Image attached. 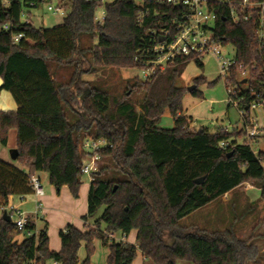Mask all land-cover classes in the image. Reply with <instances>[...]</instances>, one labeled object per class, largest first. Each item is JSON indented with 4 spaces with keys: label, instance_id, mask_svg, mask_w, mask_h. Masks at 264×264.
Returning <instances> with one entry per match:
<instances>
[{
    "label": "trees",
    "instance_id": "obj_1",
    "mask_svg": "<svg viewBox=\"0 0 264 264\" xmlns=\"http://www.w3.org/2000/svg\"><path fill=\"white\" fill-rule=\"evenodd\" d=\"M42 3L46 2L12 0L7 6L0 2V23L13 27L0 33L4 81L0 92L10 91L18 104L14 112L0 111V141L7 145L10 130H18L17 161L22 166L0 159V206L7 207L12 195H31L30 178L39 172L48 173L58 190L68 186L78 197L82 145L89 136L113 145L100 154L102 159L111 158L121 178H104L105 166L94 173L84 216L87 228L68 224L60 231L59 251L50 248L47 225L36 234L35 221H28L22 230L0 216V264H47L51 260L92 264L97 239L110 250L107 264H133L138 251L154 264H177L178 260L249 264L255 260L259 248L253 236L239 238L234 226L215 231L181 223L245 183L259 187L264 200V151L253 149L244 127L216 132L188 128L193 118L184 112L183 97L189 91L177 81L191 61L203 67L202 56L178 55L147 78L134 77L120 96L83 79L84 74L107 67L143 69L147 60L157 58L152 49L161 41L162 30L169 29L168 40H173L177 29L172 20L189 7L148 0L143 5L137 0H62L66 14L59 26L35 27L31 11V22L22 19L26 8ZM100 6L105 8L102 23L95 19ZM208 7L217 15L215 37L235 48L237 63L226 86L246 97L245 108L264 102V47L256 34L257 20L233 23L227 0H209ZM12 32H24L26 38L15 44ZM85 38L89 45L84 44ZM50 62L73 67L69 80L55 78ZM243 69L248 70L246 79L241 77ZM205 82L204 75L195 77L196 89L191 94L202 95L199 85ZM165 114L173 117L172 128L159 125ZM223 142L229 146L223 147ZM203 176L202 183L195 182ZM90 218H95L93 225H87ZM26 230L33 234L28 236ZM133 230H137L136 244L110 237L128 236ZM22 233L26 235L21 242ZM83 244L86 257L80 261Z\"/></svg>",
    "mask_w": 264,
    "mask_h": 264
},
{
    "label": "rangeland",
    "instance_id": "obj_2",
    "mask_svg": "<svg viewBox=\"0 0 264 264\" xmlns=\"http://www.w3.org/2000/svg\"><path fill=\"white\" fill-rule=\"evenodd\" d=\"M53 2L54 6H60L62 4V0H53ZM137 2H140V0H137ZM47 5V3H42L38 7L27 9L32 12L31 20L33 25L37 28H53L63 23L65 16L60 13L49 11L47 9ZM104 13V6L98 7L95 13L96 20L103 21ZM97 41V38H95L94 43H97ZM84 42L85 45H89V39L85 38ZM225 51L228 54V57H233L235 55V48L232 45H225ZM202 62L204 63V66L199 67L194 61H191L185 70L186 72H184L182 77H180L177 81V84L179 86H184L187 88L195 84V77L202 74L207 78V82L199 85V90L202 92V95L194 96L190 92H187L184 95V112H187L189 116L193 117V123L196 127H206L210 132H216L220 128H228V131H233L234 128H236L238 125L243 126L245 122L241 118L238 108L235 107V105H230L227 101L228 91L226 88V79L221 75L217 59L212 55L206 54L202 58ZM49 66L55 78L60 80L66 77V79L69 80L73 67H65L63 65L60 66L54 62H50ZM136 76H140V78H143V70L138 68L124 69L118 67H107L101 69L98 73L84 74L83 79L88 81L89 83H93L94 86L108 89L110 93L116 96H120L128 89V85L134 81V77ZM214 80H218L217 83L214 85H209V82ZM252 114L257 117L260 125H264L263 106L253 110ZM192 124H190L188 128L192 131H196L197 129L195 127L193 128ZM159 125L164 128H172L174 126V119L171 115L165 114L161 117ZM253 149L255 151H264V139L262 138L258 143L254 144ZM100 165L101 166L99 167V169L103 168L104 166L107 167V169L104 170V178L106 177L109 179H116L121 176V171H119L115 167V164L110 157L103 158ZM47 176L48 173L39 172V177L41 178L43 185L48 189L50 187V182L48 181ZM81 181L82 184L78 197L73 196L68 186L62 187L66 192H61L62 188L58 190L56 186H54L56 196L63 195L65 193V199L66 194L71 197H69L70 201L64 200V202H67L64 205H61L59 203L57 204V206H51L50 208H54V210L61 213L66 212L71 216H76L75 221H67L66 225L73 224L76 227L85 230L87 226L84 216L88 213L87 202L91 180L87 175H82ZM253 193H255V196L261 195V193H258L257 191H254ZM219 203L220 202L216 203V205ZM29 204H31V202H29ZM216 205L202 208L197 210L196 212H193L192 214L187 216V218H184L181 223L183 225L196 224L203 229L215 231L234 226L237 232H240V237L244 239L246 237L245 235H243V232L249 229V225L251 224V222L254 219L258 218L261 213L258 207L252 206L249 203H245L243 202V200L240 201L237 206L235 205L225 209L219 208ZM32 206L34 208V204H32ZM21 210L24 211V209ZM102 211L103 208L100 209L96 218L99 217L100 214H102ZM61 220V215L56 214L51 215V218L46 217L45 222L42 220H38L39 222L37 223L38 232H40V228H44V226L48 224V232L51 244L50 246L52 248L54 247L56 240H58L57 243L60 244L61 247V239L59 233V231L61 230L59 228ZM94 220L95 218H90L87 225H93ZM102 228H105L104 224H102ZM38 232L37 234H39ZM136 236L137 230H133V232L128 235V242L131 244H136ZM166 236L167 240L171 242V237L169 235ZM263 243L264 238L262 244ZM94 244L95 251L91 257V263L107 264V259L110 253L109 248L103 246L101 240L99 239L95 240ZM85 246L86 245L83 244V246L80 248V261H83L86 257ZM52 250H54V248ZM132 263L154 264L151 260L144 258L140 251H138L136 258ZM48 264H54V261L51 260ZM177 264H191V262L186 260H178Z\"/></svg>",
    "mask_w": 264,
    "mask_h": 264
},
{
    "label": "built area",
    "instance_id": "obj_3",
    "mask_svg": "<svg viewBox=\"0 0 264 264\" xmlns=\"http://www.w3.org/2000/svg\"><path fill=\"white\" fill-rule=\"evenodd\" d=\"M12 0H0L3 6H7ZM48 5L47 9L54 13H60L65 16L66 10L61 4L60 6H54L53 0H44ZM96 1V0H89ZM103 3L110 0H98ZM157 1L160 3H168L176 5H185L189 7L180 16L175 17L172 20L173 25L176 26L177 33L173 40H168L169 29L165 28L161 32V37H165V40L153 46V51L157 54V58L154 60H147L143 67V78H147L156 68L164 69L167 64L178 55H189L199 54L204 57V55L209 54L215 57L218 61L221 75L227 78L230 74L231 68L236 65V57H228L225 51V45L221 40L215 37L213 27L217 15L214 11L210 10L208 7L209 0H148ZM139 5H143V0L137 2ZM230 6L229 15L233 23L239 24L243 21H249L251 19H256L257 27V37L260 45L264 47V1L256 0H227ZM31 8L38 7L35 4L31 5ZM28 8L22 12V19L25 22H31L28 16ZM144 14L140 15V21H143ZM96 19V17H95ZM105 19V13L104 18ZM103 21H98L102 23ZM12 25L9 22L0 23V33L10 32ZM13 43L18 44L22 39L26 38V33L24 32H12ZM242 65L239 66L242 69ZM248 70L243 69L241 72V77L245 78L248 76ZM228 91V99L230 105H235L238 108L239 114L243 119L244 128L247 131V140L252 146L256 144L262 138L264 139V126L260 125L259 120L255 117L252 112L253 110L263 106L264 102H254L249 107L242 105V102L246 99L245 96H238L237 89L231 85L226 86ZM228 130V128H224ZM223 147H228L229 143L223 142L221 144ZM108 141L104 138H94L88 137L84 140L82 145L83 155H82V174L87 175L90 180L94 179V173L99 172L100 163L102 161V156L100 151L106 150L108 147H112ZM31 186L33 189V195L36 197L35 210L29 213L28 211H22L21 209L15 207L14 205H7L4 209L11 212L12 220L15 222L19 229L25 230L28 221H36L38 219V213L42 209V203L39 201V197L45 194V187L38 174H34L30 178ZM24 197V196H23ZM28 236L32 235V231L26 230ZM110 237L116 242H127L128 236L121 233L110 234Z\"/></svg>",
    "mask_w": 264,
    "mask_h": 264
},
{
    "label": "crops",
    "instance_id": "obj_4",
    "mask_svg": "<svg viewBox=\"0 0 264 264\" xmlns=\"http://www.w3.org/2000/svg\"><path fill=\"white\" fill-rule=\"evenodd\" d=\"M18 109V104L16 102V100L14 99L12 93L8 90H2L0 92V111H10V112H14ZM186 115H188L187 112H185ZM193 118V117H192ZM244 126V124H243ZM243 126H237L236 128L241 129L243 128ZM264 126V125H263ZM192 127L196 128L197 130L200 129L203 126H200L199 128L196 127L194 125V123L192 124ZM17 131L16 129H11L9 132V137H8V143L7 145H3L0 141V159L7 161L8 163L11 162L17 166H19L20 168H22L20 162L17 161V159H13L12 158V152L14 149H17ZM259 142V141H258ZM257 142V143H258ZM39 175V173H38ZM48 181L50 182L49 179V174L47 176ZM50 187L47 189L45 186V194L41 197H39V201L42 203V209L40 210V212L38 213V219L35 221L36 226L38 227L37 223L39 222L38 220H42L45 222V218L46 217H50L51 215H56V214H60L62 217V220L60 221V226L59 228L65 229V227L68 225H66L67 221H75V217L76 216H71L69 214H67L66 212H58L56 210H54V208H50L51 206H57V204H61L64 205L67 202L65 201H70L69 195L66 194V199L64 198V194L63 195H55V188L54 186L50 183L49 185ZM90 187V185H89ZM66 192L64 188H62L61 192ZM254 191H257L258 193L260 192L259 187L254 186L253 184H249V183H245L242 184L241 186H239L238 188L226 193L220 200H218L217 202H214L204 208L207 207H211V206H215L216 203L220 202L219 204H217L216 206H218L219 208L225 209V208H230L232 206H237L238 203L240 201L243 200V202L245 203H249L252 206L258 207L259 210L261 211L260 215L258 216V218L254 219L251 224L249 225V229H247L246 231H244L243 235H245L246 238H241L239 235V238L243 239V240H247L250 237H254L253 238V242L258 246L259 248V254L257 256V258L254 261H250L249 264H264V243L263 242V236H264V200L261 198L260 196H255V193H253ZM248 193V194H247ZM251 194V195H250ZM35 201H36V197L35 195H26L23 197V195H12L9 197V205H14L15 207L19 208V209H24V211H29V213L34 212L35 210ZM29 202H31V204H29ZM88 203V202H87ZM32 204H34V208L32 206ZM6 210L4 209V207L0 206V216H2L4 214ZM9 215H11L10 211H7ZM88 212V211H87ZM196 212V211H195ZM89 223V220L87 221V224ZM47 228H48V224ZM194 226L199 227L196 224H192ZM201 228V227H199ZM41 230L43 228H40ZM49 229V228H48ZM47 229V233L49 235ZM203 229V228H202ZM40 230V231H41ZM60 230V231H61ZM59 231V233H60ZM37 229L35 231V233L37 234ZM39 233V232H38ZM26 234H21L18 236V240L22 242V240L24 239ZM50 239V237H49ZM61 239V238H60ZM58 240L55 241V245H54V251H59L61 249L60 244L57 243ZM128 241V238H127ZM50 248H52L50 246ZM52 248V249H53ZM49 263V261L47 262V264ZM54 264H59L57 262H54Z\"/></svg>",
    "mask_w": 264,
    "mask_h": 264
},
{
    "label": "water",
    "instance_id": "obj_5",
    "mask_svg": "<svg viewBox=\"0 0 264 264\" xmlns=\"http://www.w3.org/2000/svg\"><path fill=\"white\" fill-rule=\"evenodd\" d=\"M160 40H161V41L165 40V37H161ZM3 82H4L3 79L0 77V86L3 85ZM187 89H188V91L191 93V92L193 91V89H196V85H191V86H189ZM18 153H19L18 150H17V149H14L13 152H12V158H13V159H17V158H18ZM230 154H231V153H230ZM205 177H206V176H203V177H201V178H199V179H196L195 182L198 183V184H200V183H202V182L205 180ZM2 216H3V218H4L5 220H7V221H11V220H12V217L8 214L7 211H5L4 214H3Z\"/></svg>",
    "mask_w": 264,
    "mask_h": 264
}]
</instances>
